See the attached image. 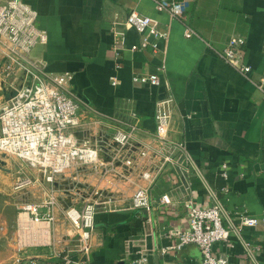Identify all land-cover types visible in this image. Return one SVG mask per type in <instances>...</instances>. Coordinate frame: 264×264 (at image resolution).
<instances>
[{
    "label": "crops",
    "instance_id": "crops-1",
    "mask_svg": "<svg viewBox=\"0 0 264 264\" xmlns=\"http://www.w3.org/2000/svg\"><path fill=\"white\" fill-rule=\"evenodd\" d=\"M22 1L38 12L36 24L49 36L33 49L32 60L49 73L73 74L69 91L81 102L84 122L79 139L136 128L119 164L94 168V174L88 165L77 176L73 171L65 175L78 181L76 201L94 190L102 200L129 204L98 211L88 245L76 259L123 264L146 249L153 264H202L196 244L167 253L163 249L176 242L175 231L189 228L190 205L214 204L213 194L234 223L242 213L264 218V0H180L188 3L181 20L159 11L154 0ZM132 10L169 33L157 50L144 46L143 34L126 28ZM187 27L197 34L187 38ZM120 32L126 47L117 52ZM232 37L245 40L243 60L250 73L239 72L219 55ZM10 63L0 42V109L15 93L3 73ZM150 74L159 75V85L135 80ZM169 99L171 125L161 138L157 105ZM92 127L91 134L86 132ZM12 178V168L3 164L0 264H62L54 253L52 227L43 244L26 240L18 229L20 210L31 200L13 190ZM33 187L38 191L43 185ZM140 188L148 190L150 210L133 206ZM163 196L171 202L163 203ZM62 197L75 200L71 191ZM58 206L56 220L62 216ZM216 252L230 264H264V224L232 233Z\"/></svg>",
    "mask_w": 264,
    "mask_h": 264
},
{
    "label": "built area",
    "instance_id": "built-area-1",
    "mask_svg": "<svg viewBox=\"0 0 264 264\" xmlns=\"http://www.w3.org/2000/svg\"><path fill=\"white\" fill-rule=\"evenodd\" d=\"M156 8L168 13L173 19H183L188 3L180 0H154ZM38 12L22 0L0 1V42L6 48L11 63L3 72L7 82L15 87L14 95L3 105L0 112V150L29 162L33 167L47 172L53 181L56 175L64 174L74 164L92 163L98 160L97 148L88 140L78 137L81 127V102L69 91L73 74L49 73L42 63L32 60L34 48L48 42L47 31L37 24ZM128 29H134L145 36L144 46L158 49L160 40H168L169 33L149 16L132 10L125 22ZM197 33L186 28L185 36L190 38ZM245 40L232 37L219 55L241 73H250L252 68L243 60ZM125 46V34L120 32L115 50ZM133 46L132 49H137ZM136 81L160 84L158 74L138 77ZM171 99L157 105V135L166 137L172 120ZM135 126L127 132L118 131L114 139L123 147L129 142ZM29 181L20 182V186ZM229 189L225 188V192ZM215 196V203L198 206L190 205V222L186 230L174 232L177 240L165 247L163 253L178 251L186 245L196 244L203 256L202 264H230L227 257L216 252L218 244L227 243L232 235L245 227H257L264 224V218L240 214L239 223H234L223 205ZM162 202L170 203L168 196ZM57 198L49 192L44 199L25 204L20 210L18 229L26 240L46 243L49 229L56 223ZM133 206L150 210L147 189H138L133 197ZM67 216L89 242L95 228L96 210L93 204H87L81 210L71 208ZM245 243V242H244ZM88 245V244H87ZM86 245V246H87ZM246 251L253 256L249 245ZM62 264H89L85 259H76L71 254H58ZM29 264H37L33 260ZM58 264V263H56ZM123 264H153L146 249L139 250L134 258Z\"/></svg>",
    "mask_w": 264,
    "mask_h": 264
},
{
    "label": "rangeland",
    "instance_id": "rangeland-1",
    "mask_svg": "<svg viewBox=\"0 0 264 264\" xmlns=\"http://www.w3.org/2000/svg\"><path fill=\"white\" fill-rule=\"evenodd\" d=\"M2 108L0 109V112L2 111ZM83 124L84 122L82 121L81 125ZM86 132L91 134L93 132V127L88 128ZM117 132V129H110L108 133L106 132V134L101 137L92 139L89 136L87 140L90 142L93 148H97L99 150L98 160L92 163L78 162L74 164L72 168H70L71 170L69 169L64 174L56 175L53 181L49 179V174L47 172L33 167L29 162L21 160L17 156L0 150V167H3V164H6V166L12 168L13 190L15 189L23 193L25 192V198L31 200L30 202H36L38 200L44 199V197L47 196L49 192H52L56 195L57 205H59L61 208L62 216L60 215L59 219L57 218L56 223L50 229V234L52 235V244H55L56 240V250L54 251L55 254L67 253L75 255L78 254L81 248L86 247L84 246V244L88 243V241L84 237V234L75 227L72 220L67 216V211L69 209L75 208L81 210L87 204H93L97 215L98 211L101 209L119 210L129 206V204H113L112 201L102 200L100 199V194L95 193L94 190H91L89 192L90 196L84 195L82 201H76L78 198V194L81 193V191H79V189L77 188L78 181L77 179L73 180L72 177L71 179H67V177L65 176L70 171H73L72 174H76L77 176L81 173V171L87 168L88 165L89 168L92 167L93 171L90 174H94V168L106 167L108 169H111V167L119 164V161L122 158L120 157V155L122 154L123 146L114 139ZM23 181L29 182L26 185L20 186V182ZM38 182H40L43 187H39L38 191H32L34 190L33 186L38 184ZM66 182L68 186L64 188V186L62 185ZM64 191H71L75 200L70 201L68 199H64L62 197ZM2 199L3 196L1 197L0 194V202L2 201Z\"/></svg>",
    "mask_w": 264,
    "mask_h": 264
}]
</instances>
